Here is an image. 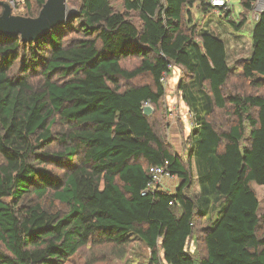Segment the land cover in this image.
<instances>
[{"label":"trees","instance_id":"obj_1","mask_svg":"<svg viewBox=\"0 0 264 264\" xmlns=\"http://www.w3.org/2000/svg\"><path fill=\"white\" fill-rule=\"evenodd\" d=\"M29 1L19 16L36 18L47 0L35 12ZM238 1L249 13L256 2ZM66 2L73 13L47 37H0V264H67L89 243L122 259L132 239L149 264H264L252 188H264V9L249 57L230 67L225 42L204 31L209 0ZM173 67L191 116L188 168L158 120ZM166 162L174 193L142 195Z\"/></svg>","mask_w":264,"mask_h":264},{"label":"rangeland","instance_id":"obj_2","mask_svg":"<svg viewBox=\"0 0 264 264\" xmlns=\"http://www.w3.org/2000/svg\"><path fill=\"white\" fill-rule=\"evenodd\" d=\"M29 3L32 6L33 12H35L36 6L34 1L30 0ZM111 3L116 9H120L121 0H111ZM263 9V0H256L250 13L246 12L241 7L238 0H230V4L226 9L230 10L228 20L239 23L243 18H245L246 22L242 27L236 29L231 26L228 21L221 18V16H225L223 12L213 14L206 20L204 24V31L217 36L219 39H222L225 42L227 48L228 63L230 67H233L234 63L239 59H245L249 57L251 46V31L255 24L254 21L256 20L257 15ZM72 10L73 9H70L68 7L69 12ZM26 12L28 13L26 9L17 10V14L14 15H22L23 13L26 14ZM191 13L194 19L199 18V14H197L195 8L191 9ZM233 71L236 72V75H238L239 69H235ZM183 77L184 76L182 71L174 67L171 69L170 75L166 76V82L164 84L165 96L161 102L160 112H158V120L160 121L161 126L166 125L165 127H163V132L166 135L172 151H174L181 157L184 165L188 168V136L192 128V123L188 108L183 103L181 93L178 90V84L181 81H184ZM231 79H233V83L231 82ZM231 79L230 83L234 85L240 84V82L235 77H232ZM147 81L148 79L146 78H140L135 82L145 83ZM241 90H243L244 94L255 92V90L250 88L244 89V86H241V89L238 93H241ZM144 106H149L151 108V114L154 113L153 108L150 105ZM216 114V123L219 124L223 122L224 117H222L218 112ZM58 130L59 127L56 126L54 128V133L56 136L58 135ZM53 146L55 148L52 147V151L60 150V146L58 144H54ZM191 170V177L194 179L195 170L193 164L191 166ZM54 172H58V170H54ZM178 183L179 181L175 177L166 178L160 183V188L169 191L170 193H174L175 188L178 186ZM252 188L259 203L258 216L261 218L264 216V188L256 184H252ZM187 192L191 195L197 194L198 188L195 180H193L192 186ZM201 224L203 226H206L207 222L203 221V223ZM262 229H264V226L262 227ZM202 247V245L198 246V250L200 253H202L203 251ZM111 255L112 253L108 247H93V244L89 243L87 247L83 248L77 254L71 257L68 260L67 264H149L150 259L149 251L140 241L135 239L131 240L127 248V253L122 259H113Z\"/></svg>","mask_w":264,"mask_h":264},{"label":"water","instance_id":"obj_3","mask_svg":"<svg viewBox=\"0 0 264 264\" xmlns=\"http://www.w3.org/2000/svg\"><path fill=\"white\" fill-rule=\"evenodd\" d=\"M0 37L20 39L22 43L37 42L49 35L56 26L63 25L73 13L68 11L66 0H47L36 18L13 15L12 9L0 1ZM145 116L151 114V108L144 106Z\"/></svg>","mask_w":264,"mask_h":264},{"label":"built area","instance_id":"obj_4","mask_svg":"<svg viewBox=\"0 0 264 264\" xmlns=\"http://www.w3.org/2000/svg\"><path fill=\"white\" fill-rule=\"evenodd\" d=\"M6 3L11 9L12 14H17V10H23L26 0H0ZM210 5L214 8L215 13H219L221 10L225 11L230 4V0H209ZM262 11V10H261ZM258 16V15H257ZM257 19V17H256ZM161 82L165 84L166 76L161 79ZM150 182L146 191L142 193L144 195L147 191L155 189L160 186L162 180L166 178H172L170 172L167 170V162L163 166H153L149 168Z\"/></svg>","mask_w":264,"mask_h":264}]
</instances>
